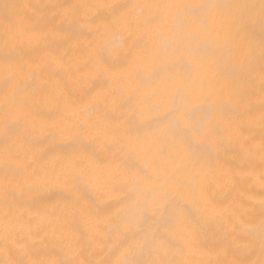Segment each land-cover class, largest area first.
<instances>
[{
    "label": "bare ground",
    "instance_id": "6f19581e",
    "mask_svg": "<svg viewBox=\"0 0 264 264\" xmlns=\"http://www.w3.org/2000/svg\"><path fill=\"white\" fill-rule=\"evenodd\" d=\"M207 2L209 0H0V55L5 50V30L29 26L27 23L22 25L21 18L35 20L43 16L61 28L53 31L50 25L43 33L25 32L21 37L25 42L30 40L32 47H25L21 55L35 61V87L37 91L42 90L44 99L33 106L36 115L30 121L29 135L34 143L25 145L21 141L15 145L14 151L20 162L26 151L40 157L49 143L66 145L70 137L63 129L74 124L80 118V110L88 106H93L91 117L101 136L105 130L120 127L124 116L133 109L140 123L157 118L160 112L151 106L157 104L161 111L166 110L165 101L173 89L169 84L171 73L153 76L160 64L155 53L160 51L161 42H173L186 26L171 15H166L161 22L147 24V12L141 15L139 9L129 8L125 10L126 19L135 22L106 31L99 20L86 23L95 15V10L75 14L71 9L46 6ZM212 2L230 3L233 0ZM240 2L256 5L257 22L244 33L252 48L251 56L230 50L231 30L221 13L201 17L204 27L200 22L191 26L199 33L197 43L215 50V54L202 56L198 64L201 66L200 78L210 81L216 94L202 96L197 103H223L233 91L239 92L244 101H250L253 106L249 135L258 148L264 136L260 124L264 29L258 19L259 0ZM5 5L10 7L5 9ZM17 43L19 41H9L10 46ZM4 75L5 68L0 64V81ZM29 91H32L31 86ZM130 97L133 102L128 104ZM4 98L0 88V133ZM243 110L242 104L235 112L225 110L217 115L221 132L215 148L217 157L203 166L195 186L185 184L179 195L185 210L177 236L182 250L163 257L153 254L142 259L165 258L178 264H259L264 259L260 233L264 167L260 164L259 152L255 153L254 164L243 170L235 163H229L238 151L236 128ZM105 115L110 118L98 119ZM153 131L159 134V130ZM93 143H96L94 138ZM96 149L102 154L94 156L91 152L56 150L47 151L39 160L43 166L78 160L82 175L75 181L72 199L58 195L60 191H67L66 188L52 190L43 185L16 192L12 216L19 219L10 224V243L13 249L20 250L17 256H10L4 248L6 220L3 190L0 189V261L25 259L47 264L114 261L119 258L116 249L121 243V230L127 219L125 213L136 194L135 174L143 170L157 176L160 182L171 178L184 180L176 173L178 165L173 164L174 149L164 153L159 148L150 152L121 151L119 144L111 143L103 149L96 144ZM4 151L5 145L0 143V166ZM162 211L158 201L146 209L147 215L154 219H159ZM250 232L252 235H248ZM185 233L192 238L191 245L183 244Z\"/></svg>",
    "mask_w": 264,
    "mask_h": 264
},
{
    "label": "snow or ice",
    "instance_id": "6c2138e0",
    "mask_svg": "<svg viewBox=\"0 0 264 264\" xmlns=\"http://www.w3.org/2000/svg\"><path fill=\"white\" fill-rule=\"evenodd\" d=\"M5 5V9L9 8ZM46 7L67 8L78 14L82 10H95V15L90 17L86 23L101 21L106 31L118 29L122 24L131 26L135 21L126 19V9H139L141 15L148 13L147 24L161 22L166 15H171L186 25L177 34L175 40L161 42L160 51L155 53V58L160 61L153 76L172 74L169 84L173 89L165 101L166 110L161 111L160 106L153 104L154 111H159L157 118L140 123L135 118L133 109L124 119L120 127L105 130L103 136L97 133V125L92 120L93 106L83 108L79 112V119L67 125L63 131L70 140L66 145L49 143L47 151L69 150L75 152H91L94 156L102 154L97 152L96 144L101 148L109 144H119L120 150H137L150 152L159 148L161 153L175 150L173 164L176 173L184 177L182 182L174 178L160 182V179L147 171H138L135 175L136 194L132 198V204L125 213L127 219L121 230V243L116 249L119 258L106 264H178L175 260L142 259L141 257L153 254L161 257L169 252L182 250L181 243L177 239L180 231L181 218L185 210L180 203L179 195L185 184L195 186L203 166L217 157L215 148L218 144L217 137L221 135L217 115L225 110L237 111L244 105L240 113V123L236 128V140L239 145L238 151L232 156L229 163H235L243 170L255 162V153L259 152L260 164L264 167V136L261 137L259 146L254 143L253 137L249 135L253 125V111L250 101L245 102L239 92L233 91L227 101L220 103H197L202 96H214L215 88L211 82L200 78L201 66L198 61L202 56L215 54L214 49L207 45L197 43L198 32L192 30V25L201 23V17L213 12H219L224 17V22L230 27V50L244 56L252 55V48L244 33L250 25L257 22L256 5L233 0L230 3H218L209 0L207 3H144L137 5L128 4H73V5H51ZM259 23L264 29V0H259ZM20 23L29 26L6 29L4 35V52L0 55V64L5 68V75L0 81V88L4 91L2 133L0 143L5 145L3 154V165L0 166V189L3 190V204L5 208V236L4 248L10 256L20 254L19 249H13L10 243V224L18 220L12 216V205L18 190L31 188L38 185L47 186L52 190L67 189L60 191L61 198L72 199L75 181L82 175L78 160L58 162L53 166H43L40 157L33 156L30 151L24 154L23 162L14 151L15 145L23 142L31 145L34 141L29 135V124L36 113L34 104L44 99L41 91L36 90L35 73L37 65L35 61L25 59L21 53L25 47H32L30 40H21L23 33H43L44 29L51 25L53 31H60L59 25L38 16L35 20L21 18ZM220 30V29H218ZM19 41L15 46H10L9 41ZM34 50V49H33ZM261 59L264 61V43L261 46ZM207 67V65H203ZM43 71V69H40ZM143 82V81H142ZM32 91H29V88ZM260 124L264 129V64L260 72ZM133 102L129 98L128 104ZM107 115L98 119H109ZM153 129L159 130V134ZM171 137V139H169ZM93 138L96 143H93ZM52 140V137H47ZM175 175V174H174ZM127 199V198H126ZM158 201L163 211L159 219L147 215L146 209L149 205ZM123 203V201H122ZM260 233L262 252H264V199L260 203ZM252 235V233H248ZM184 245H191L192 238L188 234L182 236ZM0 264H47L44 261L10 259L0 261ZM52 264H63L61 261ZM184 264V262H179ZM256 264V262H250ZM264 264V259L259 261Z\"/></svg>",
    "mask_w": 264,
    "mask_h": 264
}]
</instances>
